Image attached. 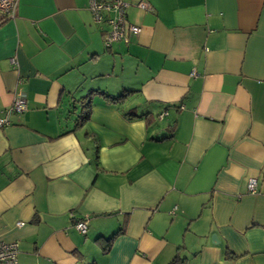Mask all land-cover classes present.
Listing matches in <instances>:
<instances>
[{"label":"crops","instance_id":"obj_1","mask_svg":"<svg viewBox=\"0 0 264 264\" xmlns=\"http://www.w3.org/2000/svg\"><path fill=\"white\" fill-rule=\"evenodd\" d=\"M126 1L141 31L111 46L90 0L0 15V116L28 104L0 128V240L19 264H264V0Z\"/></svg>","mask_w":264,"mask_h":264},{"label":"built area","instance_id":"obj_2","mask_svg":"<svg viewBox=\"0 0 264 264\" xmlns=\"http://www.w3.org/2000/svg\"><path fill=\"white\" fill-rule=\"evenodd\" d=\"M19 0H0V15L2 18H12L16 15ZM130 3L126 0H90L89 9L93 15L95 22L107 21L110 29L106 31L104 43L106 46H111L113 42L118 40H129L132 34H138L141 27L129 23L126 18L127 8ZM143 8H148L146 3L139 4ZM15 62V59L12 58ZM28 108L27 95L24 92L18 93L12 104L0 116V128L9 126L11 116L13 114H22ZM167 114L166 111L160 113L159 117L163 118ZM248 189L250 192H257L258 178L250 177L248 179ZM18 225H23L19 222ZM75 227L81 233H86L88 230V220L86 218L79 219L75 222ZM19 243L17 241L7 242L0 240V264H19Z\"/></svg>","mask_w":264,"mask_h":264},{"label":"trees","instance_id":"obj_3","mask_svg":"<svg viewBox=\"0 0 264 264\" xmlns=\"http://www.w3.org/2000/svg\"><path fill=\"white\" fill-rule=\"evenodd\" d=\"M132 90H125L124 92H122L121 94L118 95H109L106 92H103V94L105 95V97L109 98L110 100L114 101V102H119V101H123L125 99V97H127L128 93H131ZM85 107V115L82 117V121H86L88 119L89 116H91V107H90V103L86 104ZM129 116H136L138 114L135 113V109L131 108L127 111L126 113ZM124 233V228H119L117 229L111 236H109L108 238H104L102 236L98 237L97 240L98 241H102V250L104 253H107L109 251V249L112 246V243L114 242V240L116 239L117 236H119L120 234ZM182 249V246H179V250ZM226 255L228 258H236L237 256L235 254H233L231 251L226 250ZM94 264V263H92ZM168 264H188V258L186 256H182L180 253H177L174 258L168 263Z\"/></svg>","mask_w":264,"mask_h":264},{"label":"water","instance_id":"obj_4","mask_svg":"<svg viewBox=\"0 0 264 264\" xmlns=\"http://www.w3.org/2000/svg\"><path fill=\"white\" fill-rule=\"evenodd\" d=\"M214 237H215V235H214Z\"/></svg>","mask_w":264,"mask_h":264}]
</instances>
